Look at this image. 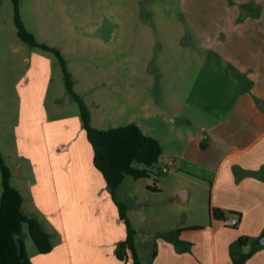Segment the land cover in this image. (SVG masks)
<instances>
[{
  "label": "rangeland",
  "instance_id": "rangeland-1",
  "mask_svg": "<svg viewBox=\"0 0 264 264\" xmlns=\"http://www.w3.org/2000/svg\"><path fill=\"white\" fill-rule=\"evenodd\" d=\"M185 1L18 0V8L25 29L37 42L60 51L93 127L105 130L136 124L157 139L167 155L183 148L201 127L215 124L236 95L227 82L230 79L220 71L221 59L196 42L191 16L185 14L190 4ZM14 16V1L0 0V153L13 187L27 177L28 163L20 161L15 150L14 130L22 126L21 117L30 126L42 120H61L58 138L64 139L76 138L78 129L71 118L81 119L78 104L66 91L56 54L22 41ZM48 68L50 79L42 109L36 102L34 111L27 103L23 116L21 98L29 99L25 86L36 82L39 69L41 78L45 77ZM223 94L227 98L222 100ZM206 110L211 114H205ZM185 117L190 126L181 122ZM79 127L84 131L82 122ZM160 164L146 167L148 176L126 175L115 190L106 188L115 205L118 202L124 207L144 264L152 261L144 246L154 249L162 230L209 220L211 195L204 184L175 166H167L161 173ZM189 167L185 163L181 169ZM154 185L155 191L150 189ZM179 186L182 189L177 191ZM183 189L191 191L190 200L180 203L177 195ZM52 213L61 223V213ZM78 214L85 230L97 219L93 206ZM68 216L65 213L66 224ZM21 236L28 246L36 247L26 225Z\"/></svg>",
  "mask_w": 264,
  "mask_h": 264
},
{
  "label": "crops",
  "instance_id": "crops-1",
  "mask_svg": "<svg viewBox=\"0 0 264 264\" xmlns=\"http://www.w3.org/2000/svg\"><path fill=\"white\" fill-rule=\"evenodd\" d=\"M185 2L190 4L185 14L191 16L196 42L221 59L220 71L230 79L227 82L234 86L236 95L223 116H218L215 124L201 127L198 134H191L183 148L164 155L160 144L158 162L161 173L163 168L175 166L200 180L211 195L209 208L233 213L225 221L209 215L207 222L162 230L161 233L174 235L170 239L157 237L154 249L143 244L150 257L155 251L152 264H233L230 246L244 237L257 243L264 232V0ZM39 72L36 82H29L24 88L29 99L21 98L23 116L27 103L34 111L36 102L42 109L50 70L43 78L42 70ZM220 97L227 98L224 94ZM209 99L212 100L211 93ZM176 112L173 111L174 117L180 118ZM21 118L22 126L14 130L15 150L18 159L28 163L27 177L23 176L19 186L14 187L23 198L25 213L43 222L53 242L52 250L42 254L24 241L31 261L130 264L131 257L120 260L114 251L126 238V227L106 190L104 176L93 164V148L86 131L80 130L81 119L76 115L71 118L78 129L76 138L64 139L58 138L64 123L61 120H42L39 125L30 126ZM181 122L191 125L187 117ZM185 163L189 169H181ZM153 188L157 190V186ZM1 192L0 189V195ZM190 194V190L183 189L177 199L187 202ZM92 206L97 219L85 230L78 213ZM52 211L61 213V223ZM65 213L69 215L67 224ZM232 218L238 219V225L229 226ZM258 246L245 264H264V246ZM248 250L247 245L242 252Z\"/></svg>",
  "mask_w": 264,
  "mask_h": 264
},
{
  "label": "trees",
  "instance_id": "trees-1",
  "mask_svg": "<svg viewBox=\"0 0 264 264\" xmlns=\"http://www.w3.org/2000/svg\"><path fill=\"white\" fill-rule=\"evenodd\" d=\"M13 1L15 4L14 21L19 38L30 46L39 47L56 54L63 71L66 91L79 106L81 122L94 152L93 164L104 176L109 188L115 190L126 175L134 178L148 176L149 170L146 167L158 163L162 152L161 143L144 134L133 123L105 130L93 127L90 124V113L87 105L74 91L72 76L60 51L55 47L37 42L23 25L19 15L18 0ZM0 172L2 183L0 196V264H34L28 256L25 242L21 236L23 226H27L29 235L39 253L46 254L52 250V236L47 232L42 221L24 212L22 208L23 198L20 192L10 184L11 172L5 165L1 153ZM150 189L156 190L155 188ZM116 204L119 216L126 226V238L118 244L116 256L123 261H127L131 257L130 264H144L138 255L134 241L136 232L131 227L124 207L118 202ZM232 213L230 211L223 212L217 207L209 208L210 217L219 221H225L227 216ZM172 235H174L173 232L158 233L157 237L170 239ZM247 245L249 250L246 253L242 252L243 247ZM259 248L254 239L238 238L230 246L233 264H245ZM151 256L152 258L155 256V251L152 252Z\"/></svg>",
  "mask_w": 264,
  "mask_h": 264
},
{
  "label": "built area",
  "instance_id": "built-area-1",
  "mask_svg": "<svg viewBox=\"0 0 264 264\" xmlns=\"http://www.w3.org/2000/svg\"><path fill=\"white\" fill-rule=\"evenodd\" d=\"M228 223H229V226L234 227V226L238 225V219L237 218H232V219L229 220Z\"/></svg>",
  "mask_w": 264,
  "mask_h": 264
},
{
  "label": "water",
  "instance_id": "water-1",
  "mask_svg": "<svg viewBox=\"0 0 264 264\" xmlns=\"http://www.w3.org/2000/svg\"><path fill=\"white\" fill-rule=\"evenodd\" d=\"M257 243H258V245H260V246H264V232H263V234L261 235V237L257 239Z\"/></svg>",
  "mask_w": 264,
  "mask_h": 264
}]
</instances>
